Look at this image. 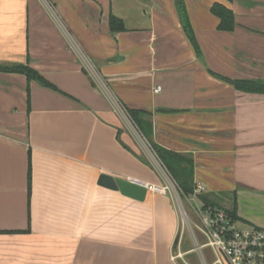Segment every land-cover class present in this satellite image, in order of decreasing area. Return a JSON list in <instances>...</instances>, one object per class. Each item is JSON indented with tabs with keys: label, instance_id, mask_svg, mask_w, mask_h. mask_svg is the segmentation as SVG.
<instances>
[{
	"label": "crops",
	"instance_id": "obj_1",
	"mask_svg": "<svg viewBox=\"0 0 264 264\" xmlns=\"http://www.w3.org/2000/svg\"><path fill=\"white\" fill-rule=\"evenodd\" d=\"M183 2L200 57L177 0H0V66L51 85L0 71V264H184L168 193L137 202L98 185L163 186L153 144L192 158L195 188L264 230V94L226 82L264 81V0ZM126 108L146 113L152 145Z\"/></svg>",
	"mask_w": 264,
	"mask_h": 264
},
{
	"label": "trees",
	"instance_id": "obj_2",
	"mask_svg": "<svg viewBox=\"0 0 264 264\" xmlns=\"http://www.w3.org/2000/svg\"><path fill=\"white\" fill-rule=\"evenodd\" d=\"M232 1V0H228ZM177 9H179L180 13V21L181 25L184 27V31L192 42L197 56L200 57L201 49L195 39L194 31L192 25L189 20L187 9L184 5L183 0H177ZM212 14L218 18L219 20V30L224 32H232L234 31L236 24H235V15L233 11L229 8H226L222 4L215 3L212 6ZM121 26V22L119 19H115L111 17L110 20V27L112 32L116 33L119 29L123 30L124 27ZM1 72H12V73H20L25 75L29 81H37L41 85L46 87H51V85L35 70L30 68V66L25 65H18L13 67H4L0 66ZM226 82L230 83L235 87L237 90L246 92V93H258L264 94V81L260 80H229L226 79ZM127 109V108H126ZM127 113L130 116L131 120L133 121L134 125H137L140 131L143 133L144 137L148 140V142H152L149 140V136L152 132V125L144 119L146 113L142 111H133L127 109ZM156 155L161 160L162 164L164 165L168 174H171L175 179L178 187L183 192L184 196L187 198L189 196L194 195L195 193V183H194V173H193V159L189 157H184L172 151H167L161 149L154 144L152 145ZM199 201L202 203L203 206H212L214 208H218L214 205L209 198L204 194L198 195ZM224 210V209H223ZM226 213L234 220H237L236 211H228L225 210Z\"/></svg>",
	"mask_w": 264,
	"mask_h": 264
},
{
	"label": "built area",
	"instance_id": "obj_3",
	"mask_svg": "<svg viewBox=\"0 0 264 264\" xmlns=\"http://www.w3.org/2000/svg\"><path fill=\"white\" fill-rule=\"evenodd\" d=\"M160 92V88L155 90ZM147 191L158 194H167L168 188L161 185L146 187ZM192 199L199 202L198 195L203 189L196 187ZM193 208L196 216V229L203 239L201 243L193 233L195 250L201 255L202 250L210 248L217 260L215 264H264V230L259 228H241L223 209L212 206ZM194 251V250H193ZM177 256L176 258H179Z\"/></svg>",
	"mask_w": 264,
	"mask_h": 264
},
{
	"label": "rangeland",
	"instance_id": "obj_4",
	"mask_svg": "<svg viewBox=\"0 0 264 264\" xmlns=\"http://www.w3.org/2000/svg\"><path fill=\"white\" fill-rule=\"evenodd\" d=\"M146 146H147V144H146ZM149 152L150 153H147L144 157L147 159V161L150 164L154 165L156 170H158L157 173L159 174L160 178L162 179L163 186L168 188V190H169L168 194L173 201L174 207L176 208L177 214L179 217L181 232H180V238H178L179 241L176 244V249L174 250L175 251L174 253L176 256L181 255V257H179L177 259H179L180 262L187 264L186 262H184L186 260L185 255H187L189 253V249H190V252H194V254H196L193 256H195L197 262H200L201 256H197V255H199V253L195 250V244H194V240L192 239V235L194 233L196 238L201 243H203V239H201V235H200L199 231H197V229H196L195 225L197 224V220H196L195 214L193 213L194 212L193 208H196L197 206L198 207H201V206H200L199 202L196 200H190L192 207L190 206V204H188L189 203V202H187L188 198L192 199L193 196H191V197L189 196L186 198L184 196L183 192L178 187L173 176L171 174H168V172L166 171L163 164H161V161L158 158V156L155 155V153L152 152L151 150H149ZM221 209H223V208H221ZM242 227L243 226H241V228ZM243 228H245V227H243ZM181 251H182V253H180ZM183 259H185V260H183ZM192 259H193V257H192ZM189 261H191V258H189Z\"/></svg>",
	"mask_w": 264,
	"mask_h": 264
},
{
	"label": "water",
	"instance_id": "obj_5",
	"mask_svg": "<svg viewBox=\"0 0 264 264\" xmlns=\"http://www.w3.org/2000/svg\"><path fill=\"white\" fill-rule=\"evenodd\" d=\"M98 185L111 191L120 192L124 196L139 202H144L148 191L146 185L140 181L115 179L109 175H101Z\"/></svg>",
	"mask_w": 264,
	"mask_h": 264
}]
</instances>
